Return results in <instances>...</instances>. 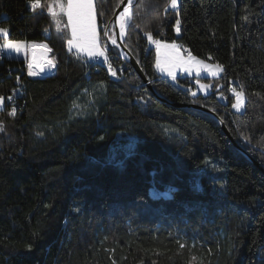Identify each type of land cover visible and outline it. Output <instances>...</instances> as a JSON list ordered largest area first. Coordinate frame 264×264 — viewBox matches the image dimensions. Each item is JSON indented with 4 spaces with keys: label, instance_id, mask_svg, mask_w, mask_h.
Segmentation results:
<instances>
[{
    "label": "trees",
    "instance_id": "trees-1",
    "mask_svg": "<svg viewBox=\"0 0 264 264\" xmlns=\"http://www.w3.org/2000/svg\"><path fill=\"white\" fill-rule=\"evenodd\" d=\"M123 1L94 0L103 46ZM29 3L0 0V43H47L55 69L0 49V264H264V0H135L124 45L166 100L113 45L125 76L95 71ZM148 33L221 64L212 93L162 76Z\"/></svg>",
    "mask_w": 264,
    "mask_h": 264
},
{
    "label": "snow or ice",
    "instance_id": "snow-or-ice-1",
    "mask_svg": "<svg viewBox=\"0 0 264 264\" xmlns=\"http://www.w3.org/2000/svg\"><path fill=\"white\" fill-rule=\"evenodd\" d=\"M128 3L131 4L132 0H128ZM30 4L32 9H37L43 7L41 0H30ZM169 5L171 8H176L177 0H169ZM47 11L48 14L53 18L56 23L57 30H61V16L67 17V25L65 27L71 29V38L68 39L69 50H72V47H75L79 51H86L89 57L93 56H104V52L99 48L98 39H97V32H96V19H95V12L93 10V3L92 0H48L47 4ZM131 18V13L127 7L124 8V11L121 13L120 18V30L121 35L124 33V28L126 24V20ZM179 20H177V32H179ZM0 34H3L5 37L8 35V30L6 28H0ZM148 38L153 43L157 45V61L156 67L161 71H167L173 79H175V73L173 68L178 66V64H169L165 63L162 64L159 58V50L161 47L165 49L172 50V59L177 61L178 63H183L185 65H190L192 63L202 65L203 61H197L195 57H192L190 54L187 60H184L183 57L179 54L178 46L173 43L172 45H161L160 41L153 40L152 34L148 33ZM113 45L116 44V40H112ZM32 47L34 48L35 45L33 44ZM47 48V45H44ZM0 49H6L10 51H14L16 53H20L21 51H26V46L23 42L14 41L6 39L4 43H0ZM106 59V57H105ZM48 67H55V63L52 60L47 61ZM217 71H223V67L221 65H216ZM33 65L29 63V75H36V72L32 71ZM43 68V66H41ZM111 70V65H109ZM112 75H116L115 71L112 70ZM233 92L236 95V103L233 104L234 108L239 109L243 104L244 100V92L243 90L237 92L233 89ZM9 99H11L9 97ZM3 98L0 97V102H2ZM10 115L15 114V108L9 113ZM3 124L0 122V130H2ZM31 248V245L28 246Z\"/></svg>",
    "mask_w": 264,
    "mask_h": 264
},
{
    "label": "rangeland",
    "instance_id": "rangeland-1",
    "mask_svg": "<svg viewBox=\"0 0 264 264\" xmlns=\"http://www.w3.org/2000/svg\"><path fill=\"white\" fill-rule=\"evenodd\" d=\"M65 2H66V0H65ZM92 3H93V10L95 12L96 32H97L98 44H99V48L104 52V56L103 57L105 58L107 55H106L105 46H103V44H102V39H101L100 31H99V24H98V20H97V16H96L94 0H92ZM179 4H180V0H177L176 8L179 7ZM60 20H61V30H59V31L57 30L56 23L53 20L54 21L55 31L57 33H66L69 36V39H70L71 38V29L65 27V25H67V17L66 16H61ZM1 35H3V34H1ZM106 36L107 37L105 38V41H106L107 44H109L108 35H106ZM109 37H110V42H112L111 40H113V39H115L117 41V23H116V21H114L112 23V25H111V28L109 30ZM33 44H35V43L29 44L27 46V48H26V50H27V59L26 60L28 61V65H29V63L32 64L31 47H32ZM176 46H178L179 54H180L181 57L184 58V60H187V58H188V56L190 54L192 57H195L197 61H203L204 63L202 65L196 64V63H192L190 65H185L183 63H178L177 61L173 60V64H178V66H175L173 68V71H174L175 75H177L178 78L181 77V76H188V75L190 77L194 78L196 86H197L196 91H195L196 94L202 93L204 95H207V94L212 93V91L214 89V87H213V85H214L213 83L214 82H206L203 79V77H210V78H215V79L220 78L223 75L224 69H223V71H217L215 66L216 65H221V64H219L217 62H212V61L201 59V58L193 55L192 53H186V52H184V47L182 45L181 46L176 45ZM43 48H44V51H45V54H46L47 57H42V58L39 57L38 59H40L42 62H43V59H46L48 61L52 60L51 57H50V53H51L50 47L47 45V48H45V47H43ZM72 50H74L77 53L82 54L83 56H85L87 58H91V57L88 56L86 51H79L75 47H72ZM7 51H8V54H9L10 57L17 56L16 52L10 51V50H7ZM168 52L172 56V50L168 49ZM160 60H161L162 64L166 63V62H164L163 59H160ZM54 69H55V67H50V70L47 73H49V74L52 73L54 71ZM32 71L37 73L36 75H33V76H43V74H40L38 71H34V70H32ZM164 73L171 80L173 79L172 76H170L167 71L164 72ZM178 78L176 80H178ZM221 88H222V85H219L216 90L220 91ZM218 96L222 100L225 98V95H224L223 92H219ZM243 100H244V102H243V104L241 105V107L239 109L234 108L237 112H242L244 110V108H245V100H246L245 95L243 97ZM4 105H5V102H4V100H2V102H0V109L3 108Z\"/></svg>",
    "mask_w": 264,
    "mask_h": 264
},
{
    "label": "water",
    "instance_id": "water-1",
    "mask_svg": "<svg viewBox=\"0 0 264 264\" xmlns=\"http://www.w3.org/2000/svg\"><path fill=\"white\" fill-rule=\"evenodd\" d=\"M128 0H124L122 2V4L120 5L118 11L116 12L115 16L110 20V22L107 24V28H106V33L109 32L111 25L114 21H116L117 23V41H118V49L120 51V55L125 58L135 69V71L140 75V77L142 78V80L144 81L145 84H147V86L154 91V93L159 96L162 100H166L152 85L151 81L149 80V78L146 76V74L144 73L142 67L140 66V64L138 63V61L132 56V54L128 51V49L126 48V46L124 45V40L126 38L127 35V30L129 28V25L132 21V17H133V7L135 4V1L131 3L130 5V13H131V18L128 19V21L125 24V34L123 37H121L120 35V18H121V13H122V9L123 7L127 4ZM49 75V73L47 74H43V76ZM182 106H194V107H201L198 106L196 104H181ZM203 108V107H201ZM206 109V108H204ZM220 124L224 130V132L230 137V139L233 141V143L239 148L240 146L237 145V143L235 142L233 136L231 135L230 131L228 130L226 124L224 123V121H220ZM242 150V149H241ZM247 156L248 154L242 150ZM250 158V157H249ZM255 163L259 166V168H261L264 171V168L262 167V165L258 162L255 161Z\"/></svg>",
    "mask_w": 264,
    "mask_h": 264
},
{
    "label": "built area",
    "instance_id": "built-area-1",
    "mask_svg": "<svg viewBox=\"0 0 264 264\" xmlns=\"http://www.w3.org/2000/svg\"><path fill=\"white\" fill-rule=\"evenodd\" d=\"M29 5H31V4L29 3ZM106 35H108L109 44L112 45L110 42L109 32L106 33ZM109 44L107 46H105L106 55H107L106 59L103 56H93V57L89 58V60L95 66V71H98L100 66H102L104 63L105 64L107 63L108 64L107 68L109 70V73L112 75V70H114L116 73L115 77L122 78L123 76H125L126 65L124 63H121V62H115L114 60L108 58ZM184 50H185V52L189 53L188 47H185ZM2 54H5V52L3 50H2ZM109 65H111V70L109 68ZM32 70L38 71L34 65H33ZM233 89H235L238 92L235 81H231L229 83V92L231 95H235V93L233 92ZM0 97H2L4 100L3 96L0 95ZM10 98L11 99L8 98V100L12 104L13 108L18 109V107H19V104L17 102L18 100H16V98L14 96H11ZM25 104H26V102L23 101L22 106H24Z\"/></svg>",
    "mask_w": 264,
    "mask_h": 264
},
{
    "label": "crops",
    "instance_id": "crops-1",
    "mask_svg": "<svg viewBox=\"0 0 264 264\" xmlns=\"http://www.w3.org/2000/svg\"><path fill=\"white\" fill-rule=\"evenodd\" d=\"M4 36V35H3ZM153 39V38H152ZM154 40V39H153ZM5 42V41H4ZM3 42V43H4ZM19 42H23L24 44H25V46H26V48H27V46L29 45V44H31V43H28V42H26V41H19ZM160 43H161V45H164V44H167V45H172L173 43H175V45H179V46H181V44H179V43H177V42H170V41H160ZM44 44L45 45H47V43H43V42H41V43H35L34 45L35 46H37V49L39 48L40 49V51H41V53H42V57H47L46 56V54H45V51H44ZM149 44L151 45V46H156V48H157V45L155 44V43H153L151 40H149ZM41 47V48H40ZM8 56H9V54H8V51L6 50V49H2ZM31 51H32V64L37 68V70H38V72L40 73V74H43V73H41L40 72V70H39V68L41 67V66H43V62L40 60V59H36V57H35V53H34V51H33V47H31ZM184 52H185V50H184ZM187 53V52H186ZM157 56H158V52H157ZM10 57V56H9ZM15 57H17V58H23V59H27V50L26 51H21L20 53H17V56H15ZM159 58L160 59H163L164 60V62H166V63H169V64H173V59H172V56L170 55V53L168 52V49H165V48H163V47H161L160 48V50H159ZM157 70H158V72L162 75V76H165V77H168L164 72H166V71H161L160 69H158L157 68ZM189 76V75H188ZM175 79H172L173 81H175L178 77H177V75H175Z\"/></svg>",
    "mask_w": 264,
    "mask_h": 264
},
{
    "label": "bare ground",
    "instance_id": "bare-ground-1",
    "mask_svg": "<svg viewBox=\"0 0 264 264\" xmlns=\"http://www.w3.org/2000/svg\"><path fill=\"white\" fill-rule=\"evenodd\" d=\"M134 1H135V0H132V2H134ZM130 5H131V4H129L128 1H127V4L123 7L122 12L124 11V8H125V7H127V8L129 9V11H130ZM127 21H128V19L126 20V22H127ZM124 34H125V28H124V33H123V35H121V30H120V35H121V37H123ZM111 41H112V40H111ZM111 44L113 45L112 42H111ZM117 44H118V41H116V44L113 45V46L116 47V48H118ZM40 48H41V47H40ZM33 51H34V53H35L36 59H38L39 57L42 58V53H41V51H40L39 48L37 49V46H35V47L33 48ZM47 61H48V60L43 59V68H41V67L39 68L40 72L43 73V74H47V72L50 70V67L47 66Z\"/></svg>",
    "mask_w": 264,
    "mask_h": 264
}]
</instances>
